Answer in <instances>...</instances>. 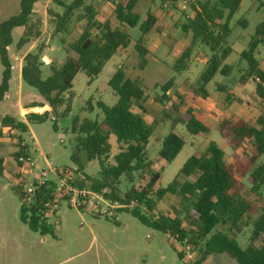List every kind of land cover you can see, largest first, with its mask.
<instances>
[{"label":"trees","instance_id":"1","mask_svg":"<svg viewBox=\"0 0 264 264\" xmlns=\"http://www.w3.org/2000/svg\"><path fill=\"white\" fill-rule=\"evenodd\" d=\"M41 0H20V11L17 15L0 23V61L3 66V76L0 83V102L4 100L12 78L13 65L9 55V47L13 43L12 33L15 29H23L17 50H22L42 37L43 18L34 12L35 5ZM63 11L55 12L50 7L46 16L52 17L55 33L67 31L71 22L85 21L82 35L69 44L67 57L62 65L56 61L48 64L49 75L43 76V52L45 46L40 45L37 51L28 52L23 58L21 70L22 81L36 89L43 97L45 104L33 102L28 108H43L49 106L50 111L42 114L28 113V123H45L52 115L55 121L59 117H67L71 113L73 99V81L80 71L89 76V85L93 83L104 67L117 53L127 50L131 45V36L127 29L138 28L141 35L134 44V51L143 60L150 55L145 45V38L156 27L157 17L147 12L143 18L135 13L139 0H121L115 5V18L119 26H111L108 22L100 24L97 20L98 12L92 4L85 5V0H72L66 4L61 0H52ZM244 0H194L190 9L193 17L187 19L181 26L183 33L190 34L192 39L189 46L181 52L173 69L181 74L189 67L190 59L197 43L208 47L211 57L208 59L204 71L199 77V91L207 96L206 87L216 75L229 76L232 66L226 64L232 54L228 39L232 34L230 23L241 8ZM258 4V9H264V0H251ZM82 13L76 14L78 11ZM246 26V21L239 22ZM93 28H100L103 38L91 35ZM127 28V29H126ZM264 43V21L255 28L248 47L241 52L240 57L246 62L247 68L242 76V82L252 81L255 84V95L264 101V71L256 57L257 50ZM176 77L171 78L161 87L162 95L156 97V103L165 104L170 100L167 94L175 86ZM109 87L117 94L118 103L108 106L99 101L97 108L101 111L100 122L90 119L81 120L76 117L72 122L71 132L74 135L76 146L73 150L72 161L79 167L77 173H83V184L90 186L94 191L103 194L108 200L119 201L136 199L139 206L130 211L144 226L158 232L178 234L180 238H189L195 249L200 248L203 255L194 262L200 264L205 256L211 254H227L238 264H264V243L261 247H254L264 235V204L260 213L254 202L244 195V179L251 184L250 193L257 195L264 188V118L248 115L244 119L234 120L224 118L218 124V132L233 152L240 151L245 144L251 143L253 153L250 157H236L234 162L226 160V153L215 143L210 142L204 151H196L179 170L176 178L166 188L154 190V186L161 178L164 167L152 174L149 184L145 188L131 186L121 194L120 179L134 184L135 174L150 170L153 163L148 160L147 147L153 135L152 129L146 120L147 113L142 106L145 99V90L127 76L125 66H120L109 82ZM231 97L227 96V103ZM90 104L89 109L92 110ZM135 110H138L136 112ZM176 123L182 124L187 133L197 137L211 132L209 125L201 122L193 109L188 108ZM1 126L11 127L22 134L28 131V125L20 119L5 116ZM54 129L57 126L54 124ZM111 137H115L117 154L113 163L107 162L114 151ZM159 142V140H157ZM26 143L25 147L21 144ZM29 141L20 138L15 158L21 155H30ZM186 142L184 138L171 131L161 142L159 157L165 163H172L182 152ZM81 151L87 153L90 161L99 163L98 177L87 175L79 162ZM0 160V172L3 171ZM182 178V184L178 179ZM22 180L13 186V190L22 196ZM179 188L183 204L182 209L191 219L192 228L188 230L179 216H156L159 204L169 195L176 194ZM46 194V195H45ZM49 196L43 189L39 190V198L35 205L27 208L21 204V221L30 231L42 236L54 235L55 228L48 224L42 208V201ZM22 201V197H21ZM22 203V202H21ZM257 216L252 222V236L250 248L244 249L239 242L227 233L218 230L219 226L228 227L232 231L241 225L250 215ZM179 258L182 255L178 253Z\"/></svg>","mask_w":264,"mask_h":264},{"label":"rangeland","instance_id":"2","mask_svg":"<svg viewBox=\"0 0 264 264\" xmlns=\"http://www.w3.org/2000/svg\"><path fill=\"white\" fill-rule=\"evenodd\" d=\"M48 0H41L47 2ZM50 1V0H49ZM66 4L72 0H61ZM121 0H86L85 5L92 4L98 12L97 20L100 24L109 23L111 26H119L115 18V5ZM168 0H139L135 11L142 17L152 10L156 11L160 6L163 18H160L159 25L146 38V46L150 50V55L141 60L134 51V44L139 39L141 33L138 28L127 29L131 36V45L127 50L120 51L111 60L104 64L102 72L98 78L89 83V76L85 71H80L73 81V99L71 113L67 117L56 119L50 115L45 123H28V131L19 133L14 139L0 124V160H2L3 171L0 172V264H195L200 260L203 252L200 248L193 252L195 261L188 262L179 258V251L173 246L170 234H164L154 229L148 228L140 223L129 212L120 214L121 222L118 224L112 220L97 217L88 210L77 211L73 208L63 206L56 213H51L47 217L48 224L55 228L54 235L42 236L39 233L30 231L27 225L21 221V196L12 188L18 184V180H33L38 178L39 170H34L29 174L22 173L16 164L14 154L18 151V141H29L33 138L35 146L29 143L32 160L41 165L42 169L51 168L71 170L76 179L84 178L83 173H77L79 167L73 163L71 157L76 146L74 135L71 132L72 122L78 117L81 120L90 119L100 122L102 120L101 111L96 103L101 101L108 106L118 103L117 94L109 87V82L120 66H125L127 76L130 80L137 82L145 90V99L141 103L145 109L146 120L150 125L153 135L147 147V157L153 163L150 170L135 174L134 184H130L124 177L120 179L121 194H125L131 186L145 188L152 174L162 167L161 178L153 187L154 190L166 188L176 178L179 170L186 161L196 152L204 151L210 142H215L225 153L229 163L234 162L236 157L245 154L250 157L253 153L251 143L238 152H233L226 141L218 132V123L221 114L228 109L234 118L242 117L248 109L259 111L260 103L257 101L253 91L254 84L249 83V89L242 90L240 78L247 68V64L240 57V52L246 49L251 38L255 34L256 26L264 21V9H258V4L251 0H244L241 10L233 17L230 27L232 34L228 39V45L234 51L229 56L226 64L232 66L229 76L216 75L214 80L206 87L207 96L199 91V77L205 69L207 60L211 57L208 47L197 43L194 47L188 70L181 74H176L173 66L176 57L180 55L184 47L191 42V35L183 33L181 26L186 23L187 15L192 14V10L186 13H179L174 9H164V3ZM49 7L55 12H62L63 8L55 4L52 0ZM37 8L45 12L42 3ZM39 9V10H40ZM20 11V0H0V23L17 15ZM83 10L77 13H82ZM76 13V14H77ZM39 15V13H37ZM43 35L33 47L34 51L40 45L45 46L43 61L46 64L43 70L44 78L49 75L48 64L56 61L57 65H62L67 57L69 44L76 41L84 30L76 26L75 18L67 31L55 33V25L52 17L43 18ZM246 21L244 27L239 22ZM85 26V25H84ZM92 37L103 38L100 28H93ZM22 29H15L12 33L13 43L9 47V55L13 65L12 78L9 83V91L2 102H0V122L5 116H12L21 120V108H26L33 102L45 103L39 92L26 85L20 75L21 57L28 50V47L17 50V44L22 36ZM161 42L158 48H153L156 40ZM257 58L262 60L264 66V46L259 47ZM176 56V57H175ZM49 59H47V58ZM3 66L0 61V83L3 76ZM176 77L179 83L174 87L169 95L170 100L165 104L155 102V98L162 95L161 87L171 78ZM217 83L229 85L231 88V100L226 101V93L217 89ZM222 95V97L220 96ZM194 99V101H190ZM93 105L92 110L89 109ZM213 105L214 110L208 115V106ZM188 106H192L197 117L211 127V132L207 135L191 136L187 133L182 124L176 123ZM48 107V106H47ZM238 108H241L240 110ZM244 109V112L242 111ZM49 109L40 108L39 112L33 110L29 112L44 113ZM138 112V110H135ZM261 113H252L264 118V103L260 108ZM54 124L57 129H54ZM182 136L186 142L185 147L178 157L170 164L165 163L159 157L161 141L171 132ZM159 140V142L157 141ZM114 151L108 157L107 162L113 163L114 155L118 153L116 139L111 137ZM38 151H36V148ZM79 162L84 172L92 177H98L99 163L90 161L87 153L81 151ZM50 180L55 181L51 175ZM182 184L183 179H178ZM244 195L250 198L256 208V213H260L264 204V188L257 195L250 193L251 184L248 179H244ZM183 197L176 188L175 195H169L163 200L156 212V216L165 215L170 217L179 216L185 227L191 230V219L186 216L182 209ZM243 220L240 226L228 231V227L219 226L218 230L235 238L242 248L247 249L252 246V222L257 216ZM264 243V235L254 244L259 248ZM200 264H238L227 254H211L205 256V260Z\"/></svg>","mask_w":264,"mask_h":264},{"label":"built area","instance_id":"3","mask_svg":"<svg viewBox=\"0 0 264 264\" xmlns=\"http://www.w3.org/2000/svg\"><path fill=\"white\" fill-rule=\"evenodd\" d=\"M194 0H168L164 3V9L168 11L169 8L178 11L179 13H186L190 10L191 3ZM189 19V16H186ZM10 136L16 137L20 135L18 130L11 127L4 128ZM29 143L35 146L33 138H29ZM22 147L26 146V143L21 144ZM36 151H38V148ZM16 164L18 169L22 173L28 172L31 174L34 170H39L40 175L38 178L33 177V180H22V204L27 208L35 205L39 198V190L43 189L49 196L46 200L42 201L43 211L48 217L51 213H56L63 206L76 209L77 211H86L89 209L97 217L112 220L116 223L121 221L120 214L124 212H130L139 206L136 199L126 200L123 198L119 201L108 200L103 194L94 191L90 186L81 184L84 178L76 179V176L72 175L71 170L51 168L45 170L41 168L39 163H35L30 155H21L16 158ZM53 175L55 181L49 179ZM46 195V194H45ZM173 240V246L176 247L179 253L182 255V259L193 262L195 261L193 252H195L194 246L190 243L189 238H180L178 234L168 233Z\"/></svg>","mask_w":264,"mask_h":264},{"label":"crops","instance_id":"4","mask_svg":"<svg viewBox=\"0 0 264 264\" xmlns=\"http://www.w3.org/2000/svg\"><path fill=\"white\" fill-rule=\"evenodd\" d=\"M86 1V0H85ZM163 1H165V0H163ZM50 2H51V0L49 1H47V2H39V3H37L36 5H35V8H34V12L35 13H39V16L41 17V18H45L46 17V10L49 8V5H50ZM139 2V1H138ZM40 3H42L43 4V6L45 7V12L44 11H42L40 8V10L37 8V6H38V4H40ZM138 4V3H137ZM137 6V5H136ZM136 8V7H135ZM135 11V10H134ZM148 12H151V13H153L156 17H157V19H158V23H157V25H156V27H155V29L154 30H156L157 28H158V25H159V20H160V18H163V16L165 15V14H163V12H162V9L160 8V6L159 7H157V9H156V11H152V10H150V11H148ZM135 13L136 14H138L136 11H135ZM192 14L190 15V14H188L187 16H189V18H192L193 17V11L191 12ZM78 14V13H77ZM145 16V15H144ZM143 18V17H142ZM44 20V19H43ZM73 23V21L71 22V24ZM71 24H70V26H71ZM85 25V21L84 20H81V21H77L76 22V26L78 27V28H80V29H82V30H84L85 29V27L86 26H84ZM114 27H117V26H114ZM18 29H21V28H18ZM23 30V29H22ZM153 30V31H154ZM152 31V32H153ZM151 32V33H152ZM150 33V34H151ZM149 34V35H150ZM148 35V36H149ZM146 38H147V36H146ZM146 38H145V41H147L146 40ZM37 43V42H36ZM36 43H34V44H32V45H30V46H28V50L26 51V52H24V54L22 55V57H21V62H20V75H21V70H22V65H23V58H24V56L28 53V52H33L34 50H33V47L35 46V44ZM147 42H145V44H146ZM191 43V42H190ZM160 44H161V42L160 41H158V39L156 40V43H155V45L154 46H152L153 48H158V46H160ZM190 45V44H189ZM188 45V46H189ZM262 46H264V43L263 44H261ZM260 45V46H261ZM259 46V47H260ZM147 48H148V46H146ZM187 47V46H186ZM186 47H184V48H186ZM248 47V46H247ZM26 48V47H25ZM232 48V47H231ZM149 49V48H148ZM184 50V49H183ZM182 50V51H183ZM233 50V49H232ZM245 49H243L242 51H244ZM234 51V50H233ZM241 51V52H242ZM259 51V48H258V50H257V54L259 53L258 52ZM194 52V51H193ZM241 52H240V54H241ZM181 54V53H180ZM257 54H256V57H257ZM176 57V56H175ZM179 57V56H178ZM178 57H176V60H177V58ZM192 57V56H191ZM47 58V57H46ZM47 59H49V58H47ZM258 59V58H257ZM191 60V59H190ZM208 61V60H207ZM259 61V60H258ZM262 60L261 61H259V63H260V68L264 71V66L262 65ZM190 64V63H189ZM206 64H207V62H206ZM189 68V67H188ZM188 70V69H187ZM246 70V69H245ZM232 72V71H231ZM244 73H245V71H244ZM243 73V74H244ZM231 74V73H230ZM243 74H242V76H243ZM242 76H241V78H240V84H241V86L240 87H242V90H244L245 88L246 89H249L248 87H247V85L249 84V83H253L252 81H248V82H242ZM224 77V76H223ZM22 79V78H21ZM179 83V81H175V86L174 87H176V85ZM254 84V83H253ZM217 89L218 90H220L221 92H224V93H226V100H227V96L229 95L230 97H231V94H230V92H231V88H230V86L229 85H222V84H219V83H217ZM254 86H255V84H254ZM174 89V88H173ZM173 89L172 90H170L167 94L168 95H170L171 94V92L173 91ZM206 92H207V90H206ZM253 93H254V95H255V88H254V91H253ZM220 96L222 97V95L220 94ZM255 97H256V95H255ZM256 99H257V101L260 103V106L258 107L259 108V111H257L256 109L254 110V109H248L247 111H246V113L242 116V117H240V118H234L233 116H232V113H230L229 112V110L228 109H226L221 115V118H220V120H219V123L224 119V118H227V117H229V118H232V119H234V120H239V119H244V118H246L248 115H253V116H255V117H262V116H257V115H255V114H253L252 112L253 111H255L256 113H258V114H260L261 113V111H260V108H261V105H262V103H264V101H261L260 99H258L257 97H256ZM190 101H194V99H191L190 98ZM32 104V103H31ZM41 104H45V103H42L41 102ZM30 106V105H29ZM188 108H191V109H193V111H194V108L192 107V106H188L187 107V109ZM34 109H40V108H28V107H26V108H21V115H20V117H21V120L23 121V122H25L27 125H28V122H27V119H26V115L28 114V113H34V112H29V111H31V110H33L34 111ZM44 109H49V106L47 107V105L46 106H44ZM186 109V110H187ZM215 108H214V106L213 105H209L208 106V108H207V110H208V115L210 116V115H212L211 113L213 112V110H214ZM239 110L241 109V108H238ZM48 111H50V110H48ZM242 111L244 112V109H242ZM194 113H195V111H194ZM38 114H42V113H38ZM184 114V113H183ZM195 115H196V113H195ZM197 116V115H196ZM263 118V117H262ZM199 119V118H198ZM200 120V119H199ZM201 121V120H200ZM202 122V121H201ZM218 123V124H219ZM205 124V123H204ZM207 125V124H206ZM174 132V131H173ZM225 141V140H224ZM162 142V141H161ZM121 222V221H120ZM119 222V223H120ZM118 223V224H119Z\"/></svg>","mask_w":264,"mask_h":264},{"label":"bare ground","instance_id":"5","mask_svg":"<svg viewBox=\"0 0 264 264\" xmlns=\"http://www.w3.org/2000/svg\"><path fill=\"white\" fill-rule=\"evenodd\" d=\"M40 111V109H34V112H39Z\"/></svg>","mask_w":264,"mask_h":264}]
</instances>
